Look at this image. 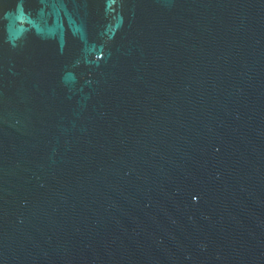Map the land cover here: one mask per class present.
Masks as SVG:
<instances>
[{"label":"water","instance_id":"1","mask_svg":"<svg viewBox=\"0 0 264 264\" xmlns=\"http://www.w3.org/2000/svg\"><path fill=\"white\" fill-rule=\"evenodd\" d=\"M0 264H264V0H0Z\"/></svg>","mask_w":264,"mask_h":264}]
</instances>
